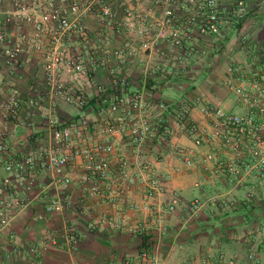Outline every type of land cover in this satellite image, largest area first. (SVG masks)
<instances>
[{"label":"built area","instance_id":"obj_1","mask_svg":"<svg viewBox=\"0 0 264 264\" xmlns=\"http://www.w3.org/2000/svg\"><path fill=\"white\" fill-rule=\"evenodd\" d=\"M8 2L11 8L0 12L3 20L0 46L7 44L6 63L16 66L24 47H28L42 54L45 64L39 97L26 98L23 91L13 88L8 90V98L0 99V112L7 124L27 126L31 124L22 115L23 101H26L30 116L37 111L40 115L44 112L42 117L49 142L38 154L30 153L5 165L8 177L0 183V237L30 206L28 195L36 188L48 193L53 187L60 190L50 194L37 220L64 213L71 206L66 189L72 183V167L77 162L83 170L80 176L83 196L79 208H83L87 200L102 198L116 210L137 185L145 187L144 205L148 208L150 202L167 193L148 151V147L160 138L171 140L184 135L196 148L208 144L226 152L229 158L221 160L210 152L204 161L214 163L215 170L226 175L235 188L249 184L252 190L247 196L249 200L264 188V46L258 51L256 60L231 63L222 80L224 89L244 108L243 113L229 112L221 103L198 94L191 101L187 99L177 104L173 115L167 119L169 105L152 103L149 99L188 72V63L198 53L195 44L200 40L217 43L225 38V30L234 28L238 41L246 44L248 30L254 24L249 20L251 6L247 2L239 0L227 6L218 0ZM89 21H93L94 26ZM46 37L49 38L48 46ZM117 39L122 40V45L114 47ZM147 52L164 60V64H146L141 87L135 89L131 75L122 64ZM90 88L94 89L93 93L89 92ZM4 93L0 88V97ZM57 100L83 112L94 111L89 104L95 100L97 117L90 120L83 115L63 123L55 114ZM197 108L204 123L192 118V111ZM9 137V130H0V155L7 152ZM126 138L134 163L118 151ZM173 150L188 166L197 163L191 158V150L180 147ZM43 171L54 178L45 187L39 180ZM172 203H177L175 197ZM202 206L200 201H194L191 213L200 211ZM130 207L138 210L141 206L131 204ZM166 214H158L160 223ZM127 219V215L110 213L90 226L135 232L134 228L127 227ZM11 238L14 243L17 241L12 235ZM66 239L72 249L77 247L76 234L69 231ZM49 243L42 239L29 248V253L41 255L47 251ZM13 253L19 254L20 246L16 245ZM141 256L143 262L158 264L147 251ZM3 259L0 256V263ZM248 260V264H257V254L253 251Z\"/></svg>","mask_w":264,"mask_h":264},{"label":"crops","instance_id":"obj_2","mask_svg":"<svg viewBox=\"0 0 264 264\" xmlns=\"http://www.w3.org/2000/svg\"><path fill=\"white\" fill-rule=\"evenodd\" d=\"M224 6L239 0H218ZM251 6L249 20L254 24L248 30L249 39L244 45L238 41L234 28L225 30V38L217 43L200 40L195 44L198 51L188 63V72L173 80L171 86L154 98L152 103L165 102L171 108L165 114L168 118L183 100L191 101L198 94H205L208 100L221 103L232 113H243L235 97L222 86L226 71L233 62L256 60L258 51L264 46V0H244ZM37 3L38 0H28ZM11 8L8 0H0V12ZM94 26L93 21H89ZM3 24L0 16V27ZM30 31V28H28ZM46 37V44H49ZM122 45L117 39L114 47ZM7 44L0 46V88L5 93L0 99L9 97V91L19 88L26 98L39 97L42 90L45 60L42 54L24 47L18 64L6 63L5 50ZM204 53V54H203ZM146 64L160 65L164 60L147 52L142 57L127 60L122 64L124 70L131 75L135 89L143 82V68ZM90 93L94 89H89ZM23 95V97H24ZM44 105L48 107V102ZM26 101H23V113L31 126L7 124L0 112V130H9L8 149L0 155V183L8 177L5 165L16 161L30 153L38 154L49 142V132L42 117L45 113L29 114ZM56 116L65 123L78 119L83 115L90 120L97 117V110L81 111L56 101ZM192 118L204 123L199 108L192 111ZM175 147L192 151L191 158L197 162L188 166L173 150ZM119 152L124 153L134 163L132 148L126 138L119 145ZM149 157L156 173L167 187L164 196L156 198L148 208L144 205L145 187L137 185L131 188L127 198L118 209H112L106 200L97 198L87 200L83 208L79 201L83 196L80 185L82 166L77 162L72 167V183L66 189L71 206L62 214L48 215L43 221L37 220L43 212L50 194L60 190L52 188L50 193L36 188L28 197L30 206L16 217L11 226L0 237V264H149L143 262L142 244L146 239L150 248V258L158 264H248L249 255L254 251L258 263L264 264V188L258 191L254 199L249 200L252 192L249 184L235 188L226 175L215 170L214 163L204 161L206 154L214 152L221 160L229 158L226 152L204 144L196 148L193 141L184 135L173 139H157L149 147ZM116 163L113 169H116ZM134 173L136 169L133 170ZM112 176H116L115 172ZM40 184L48 186L54 181L49 172L39 175ZM58 187V186H57ZM174 197L177 203L173 204ZM217 199L214 203L213 200ZM203 206L200 211L191 213L190 206L194 201ZM131 204L140 205V209L132 210ZM173 206V209L169 208ZM88 212V214L86 213ZM166 212L163 222L158 221V214ZM112 213L115 216L127 215L126 230H111L108 227L92 228L96 219ZM77 235L78 245L72 249L66 239L67 232ZM11 235L16 238L14 243ZM42 239L50 242L48 249L41 255H32L29 248ZM20 246V253H13L15 246Z\"/></svg>","mask_w":264,"mask_h":264},{"label":"trees","instance_id":"obj_3","mask_svg":"<svg viewBox=\"0 0 264 264\" xmlns=\"http://www.w3.org/2000/svg\"><path fill=\"white\" fill-rule=\"evenodd\" d=\"M89 105L92 106V108L94 110L97 109V102H95V100L90 101V104ZM142 247H143V249H145L144 251H147L150 248V246H148V244H147V240L146 239L143 241Z\"/></svg>","mask_w":264,"mask_h":264}]
</instances>
